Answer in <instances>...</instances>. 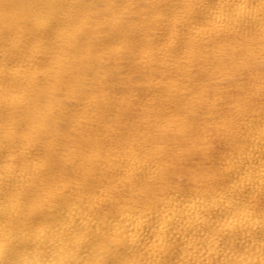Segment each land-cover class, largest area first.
Wrapping results in <instances>:
<instances>
[{
  "label": "bare ground",
  "instance_id": "obj_1",
  "mask_svg": "<svg viewBox=\"0 0 264 264\" xmlns=\"http://www.w3.org/2000/svg\"><path fill=\"white\" fill-rule=\"evenodd\" d=\"M0 264H264V0H0Z\"/></svg>",
  "mask_w": 264,
  "mask_h": 264
},
{
  "label": "rangeland",
  "instance_id": "obj_2",
  "mask_svg": "<svg viewBox=\"0 0 264 264\" xmlns=\"http://www.w3.org/2000/svg\"><path fill=\"white\" fill-rule=\"evenodd\" d=\"M136 85H138V84H136ZM218 145H219V146H218ZM213 146H214L215 149H216V148H219V147H220V144H219V142H214V143H213Z\"/></svg>",
  "mask_w": 264,
  "mask_h": 264
}]
</instances>
